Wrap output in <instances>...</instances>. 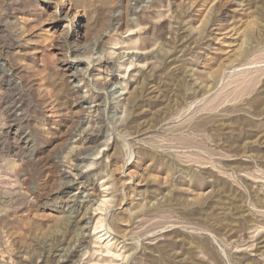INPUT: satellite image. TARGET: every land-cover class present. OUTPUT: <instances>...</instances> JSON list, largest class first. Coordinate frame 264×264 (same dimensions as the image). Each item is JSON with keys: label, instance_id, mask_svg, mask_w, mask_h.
Here are the masks:
<instances>
[{"label": "rangeland", "instance_id": "1", "mask_svg": "<svg viewBox=\"0 0 264 264\" xmlns=\"http://www.w3.org/2000/svg\"><path fill=\"white\" fill-rule=\"evenodd\" d=\"M0 264H264V0H0Z\"/></svg>", "mask_w": 264, "mask_h": 264}, {"label": "bare ground", "instance_id": "2", "mask_svg": "<svg viewBox=\"0 0 264 264\" xmlns=\"http://www.w3.org/2000/svg\"><path fill=\"white\" fill-rule=\"evenodd\" d=\"M89 72V71H88ZM73 74V73H72ZM71 76H75V75H71ZM76 81V80H75ZM81 81V80H80ZM79 80L78 81H76L73 85H72V87H74V89H79L80 88V82ZM83 81V80H82ZM82 81H81V83H82ZM86 90V89H85ZM93 106V105H92ZM86 129V128H85ZM85 134V133H84ZM103 201V200H102ZM106 201V200H105ZM104 234H106V233H104ZM103 238H108V237H106V235L103 237Z\"/></svg>", "mask_w": 264, "mask_h": 264}]
</instances>
